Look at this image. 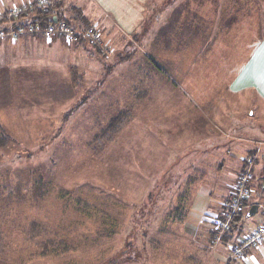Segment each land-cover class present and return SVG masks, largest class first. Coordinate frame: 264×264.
<instances>
[{
    "label": "rangeland",
    "instance_id": "1",
    "mask_svg": "<svg viewBox=\"0 0 264 264\" xmlns=\"http://www.w3.org/2000/svg\"><path fill=\"white\" fill-rule=\"evenodd\" d=\"M181 1L152 3L132 28L101 0H63L65 20L79 11L102 47L0 43V264H213L222 256L204 214L228 194L249 150L264 166V97L230 82L264 34V0H237L233 23L225 3ZM214 11L219 18L203 23ZM196 25L209 36L192 34ZM252 74L239 73L244 82ZM189 174L196 200L193 186L180 198ZM248 210L234 241L262 219Z\"/></svg>",
    "mask_w": 264,
    "mask_h": 264
},
{
    "label": "crops",
    "instance_id": "2",
    "mask_svg": "<svg viewBox=\"0 0 264 264\" xmlns=\"http://www.w3.org/2000/svg\"><path fill=\"white\" fill-rule=\"evenodd\" d=\"M31 1H35V0H0V11H5L7 9H11V8H13L15 6H18V5H21V4H24V3H28V2H31ZM99 1L100 0H98V2ZM101 1L102 2H100V3H104V2L107 3V5H109L110 8H112V7L119 8L118 14H114L113 13L114 16L118 15L120 20L122 22L126 23V26L131 24L132 28H136L138 26V24L141 23V21L143 20V17L145 15V13H144L145 12L144 11L145 7H149V6H151L152 3H155V2L157 3L160 0H101ZM166 1H168V0H166ZM177 1H179V0H175V2H177ZM182 1H184L183 2L184 4L187 3L189 5L188 7H191L192 4H195L198 7H200L201 5L197 3L198 1H200L201 4L203 3V6H205V8H207V7L211 8V6H209V4H207L210 0H182ZM214 1H215V4H216L215 8L219 7V6L222 7L224 5V3L227 4V6L225 8H227L228 11L224 13V15H226L227 20L231 19V17L233 18L234 16L236 18L237 13H234L235 10H233V14L234 15L233 14L230 15L229 9H236L240 5L239 1H237V0H226V1L225 0H214ZM177 4L178 3H176V5ZM177 7H178V5H177ZM62 9H63V5H62ZM62 13L65 15L64 10L62 11ZM213 13H214V16H212V14H210V16L207 17V18L205 17V15L197 13V17L204 18V19L206 18L203 21V23H206L209 19H210V21L212 23L213 17L215 18L217 16L216 17V19H217V18H219V14H220L219 11H214ZM156 19H157V21H160L162 19V16H157ZM231 21H232V19H231ZM236 22H237V20L235 19V23ZM232 23H233V21H232ZM7 25H8V22L3 24V26H5V27ZM237 29H238V27H237ZM197 33H204L203 35H204L205 38H207L209 36L208 35V33H209L208 29H202L201 27L196 25L194 27V31L192 30V34H197ZM242 38H243V32H241V38L240 39L242 40ZM5 39L10 40L9 38L4 37L3 39H0V43L5 41ZM193 39H201V38H198V36L194 35ZM18 40H21L23 45H25L27 41H38V42L43 41V42H47V40H45L44 37L41 36V35L34 36V37L25 35V36L20 37ZM52 42L55 43V44L56 43H58V44L61 43L62 45H69V44H67L65 41H63L61 39H53L49 43L51 44ZM79 45H83V44L81 43ZM79 45H74V46H79ZM262 63H264V34L262 35L261 38H259V37L256 38V42L250 46V51L248 53V57L246 58V60L242 61L239 64V66H237L236 68L231 70L232 75L230 76V78H232V80L230 82H235L237 84V86L240 85L242 87H252L253 86V87H255L257 89V92L259 93V95L264 97V84L261 83ZM244 70L247 73L250 70L253 73H256L257 76L255 74H252L249 77L250 81L249 82H247V81L244 82L243 79H240V75H239V73L240 72H244ZM254 75H255V77H254ZM228 82H229V80H228ZM217 148H218V146H216L215 151H217ZM204 151L210 152L209 148H208V150H206V148H205ZM219 151H220V149H219ZM249 151H250V153L248 155H251V153H252V155L256 156V161H257L258 152L256 150H253V151H256L255 153L253 151L251 152V150H249ZM231 158L233 159V157H231ZM198 160H200V159H198ZM243 160L244 159H241V163L242 164H241V166H240V168L238 170L239 172H237L236 175L233 177V180L230 182V185L228 183L227 184L228 186H226V188L228 189V192H229L230 188L232 187V185L234 184L237 175L240 173V171L243 168ZM256 161H255V164H254V167H253V173H254L255 180H254V184H253V187H252V190H251L250 199H249V203L254 204V205L257 202L253 203V201H251V196H254L255 198H257L258 201H260L259 186H260V182L264 178V166L256 165ZM200 163H198V165H197V166H199V168L196 167V168H198V170H193V174H195V171H197V173L199 172L200 181H199L198 185H201L203 183V181H204L203 178H205V177L202 176V174H200L202 172V171H200L201 166L204 165L203 163H201V164ZM195 166L196 165H194V169H196ZM197 182H196V178H195L194 175L193 176H192V174L187 175V178H186V189L184 191L185 194L180 196V198H182L183 196H186V194L188 195V193H190V191L192 189L191 187L193 186V189H192V192H191V194H192L191 200H196L197 195H196V191H194V190L197 187V186L195 187ZM184 183H185V181H184ZM226 195L227 194H225L224 197H226ZM187 199H189V196L187 197ZM222 200L220 201V204L215 203L214 205H209L208 210L204 214L205 218L203 220L206 224H208V222H207L208 219H210L212 217H216L217 215H219L220 210H221L220 205H221ZM186 213H187V211H186ZM263 221H264V219L262 218L260 220L259 224L262 223ZM207 227H208V225H207ZM208 232H209V230H208ZM209 235H210V233H209ZM230 236H233V234L232 235L230 234ZM232 242H234L233 238L231 240H228L225 243H223L222 241L218 243V245H220L219 249H220V252L222 253V256L219 255L217 259L215 257H213V259H212L213 260L212 261L213 264H264V244L258 245L257 247H254V248L250 249L246 253L245 257L242 260H235V259H233L231 257V254L228 255V251H229L228 245L230 243H232ZM226 243H227V246L225 245ZM215 244L216 243H214V245ZM214 245H212V246H214Z\"/></svg>",
    "mask_w": 264,
    "mask_h": 264
},
{
    "label": "built area",
    "instance_id": "3",
    "mask_svg": "<svg viewBox=\"0 0 264 264\" xmlns=\"http://www.w3.org/2000/svg\"><path fill=\"white\" fill-rule=\"evenodd\" d=\"M54 0H35L15 6L5 11H0V21L5 19L8 25L4 30H0V39L4 37L11 41H16L20 37L41 35L45 40L61 39L68 44L79 45L87 43L89 45L102 47V37L99 30L93 25L76 27L67 24L56 18H52V22L46 26L38 23H28L26 25L12 26L11 22L18 19L22 14L32 11H40L46 13ZM109 54L107 49H104ZM256 156H251L243 160V168L237 175L236 180L230 188L227 196L221 202V210L219 216L209 219L211 232L214 235V241L219 242L224 233L230 229L232 219L244 212L245 209L251 207L249 203L251 190L254 184L253 167ZM260 202L256 203L257 212L260 211L264 219V178L259 186ZM264 244V221L248 236L243 237L230 243L228 246L231 257L235 260H242L246 253L258 245Z\"/></svg>",
    "mask_w": 264,
    "mask_h": 264
},
{
    "label": "trees",
    "instance_id": "4",
    "mask_svg": "<svg viewBox=\"0 0 264 264\" xmlns=\"http://www.w3.org/2000/svg\"><path fill=\"white\" fill-rule=\"evenodd\" d=\"M62 5H63L62 0H54V2L52 3V5L50 6V8L48 9V11L46 13H42L40 11L27 12L25 14H22L18 19L12 21L11 24L14 27H16L17 25H26L28 23H32V24L38 23L41 26H46L47 24L52 22V18H56L62 22H65V23L70 24V25H74L76 27L77 26L82 27V26L92 25L85 18L82 17V15L80 14L79 11H75V14L73 15V17L65 20L64 14L62 13V11H63ZM6 22H7V20H5V19L0 21V30H4L6 28L5 26H3V24ZM69 73H70V83L72 84L73 87L78 88L80 85H79V75L77 73L76 67H71L69 69ZM111 123L114 125L113 129L111 131L114 132L118 128V125L115 124L114 119L111 121ZM224 199H225V197H224ZM180 201L183 202V207L181 205H178V207H176V209H175V220L179 221V222L184 219V216L186 215V211H187L185 208V205H184L185 199H179V202ZM253 205L254 204H251V206H253ZM240 217H241V214L235 216L232 219L231 224H230V229L226 233H224V235L222 236L221 241L223 243L227 242L228 240H230L232 238V236H230V234L232 235V232L236 228V226L240 220ZM207 222H208V225L210 226L209 219ZM31 227L33 230H35V228H37V225L34 223V224H31ZM221 241H219V242H221ZM215 243H217V242H215ZM44 248H45V246H44Z\"/></svg>",
    "mask_w": 264,
    "mask_h": 264
},
{
    "label": "water",
    "instance_id": "5",
    "mask_svg": "<svg viewBox=\"0 0 264 264\" xmlns=\"http://www.w3.org/2000/svg\"><path fill=\"white\" fill-rule=\"evenodd\" d=\"M257 213V205H253L249 208L247 217H252Z\"/></svg>",
    "mask_w": 264,
    "mask_h": 264
},
{
    "label": "snow or ice",
    "instance_id": "6",
    "mask_svg": "<svg viewBox=\"0 0 264 264\" xmlns=\"http://www.w3.org/2000/svg\"><path fill=\"white\" fill-rule=\"evenodd\" d=\"M261 83L264 84V63H262Z\"/></svg>",
    "mask_w": 264,
    "mask_h": 264
}]
</instances>
